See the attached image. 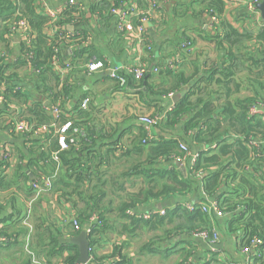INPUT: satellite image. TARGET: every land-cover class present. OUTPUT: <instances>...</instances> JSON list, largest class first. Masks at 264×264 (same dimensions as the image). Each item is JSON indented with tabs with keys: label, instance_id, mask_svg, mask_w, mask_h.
Listing matches in <instances>:
<instances>
[{
	"label": "trees",
	"instance_id": "1",
	"mask_svg": "<svg viewBox=\"0 0 264 264\" xmlns=\"http://www.w3.org/2000/svg\"><path fill=\"white\" fill-rule=\"evenodd\" d=\"M119 1L127 5L129 0L97 1L90 6L91 13L98 12L100 17L109 15V9L117 6ZM37 2L38 0H0V86L3 85V90H0V97L3 99L0 107L5 108L0 110V126L7 127L9 135L15 140H23L14 150L15 154L12 153L17 162L10 168L12 170L10 176L5 170L10 167L7 161L12 155L4 154V158L0 159V196L9 190L12 195L8 203L0 197V237L6 240L0 243V253H3L13 239L19 236V231L13 229L11 232V224L21 222L20 209L16 206L17 199L21 197L28 200L27 211H31L34 202L47 189L44 188L42 189L44 191L37 193L32 185L41 183L42 179L48 180L51 185L52 176H55L51 185L53 189L61 190L55 188L60 184L61 188L68 189L64 195L73 201L75 209L73 221L79 226V230H75L71 222L74 234H78L84 225L91 229L88 240L89 255L93 262L103 264L106 258H110L114 264H132L126 250L127 243L114 246L112 254L108 257L96 258L100 239L108 233L126 235L129 240L140 238L138 232L143 229L161 233L158 235V241H155L158 243L157 246H152L151 242L145 243L140 247L139 253L142 251L171 253L174 249H161L162 243L165 242L163 240L170 238L171 233L177 235L186 233L190 236L201 232L211 233L213 229L210 217L207 212H202L198 205L194 206L193 210H189L186 205L178 206L173 211H165L163 216L152 215L146 220L139 213L141 207L153 200L169 195L189 197L197 194L199 190L202 195L201 197L198 195L197 199L201 200V203L212 199L215 207L227 216L228 230L239 233L241 251L250 246L252 254L257 251L262 253L264 120L257 115L249 114V108L257 103L264 105V28L255 34L246 30L238 31L228 23L218 21V25L213 27L219 26V33L208 39L212 45L211 49L201 51L205 56L201 64L196 65L191 61L193 68L189 75L178 71L179 68L159 69L156 64L147 72L150 63L141 62L147 65L143 79L135 82L132 77L127 76L126 84L141 86L145 82L146 93L152 97L167 96L169 91L173 90L181 94L173 107H169L170 110L167 108L162 112L159 109L152 115L137 116V119L141 116H163L155 127L159 126L161 130L172 129L177 137L169 140L162 136L157 137L159 141L145 140L144 129L137 122L141 129L140 134L133 139L131 146L119 155L133 153L143 157L136 164L131 163L123 176L131 188L135 186L134 182L129 180L130 177L133 181L142 178L145 186L137 192L127 191L124 195L109 194L103 187L112 181L105 178L107 174L100 170L101 164L95 165L91 158L99 156L97 154L99 146L92 148V155L87 154L88 140L92 138L89 134H93L89 129L88 120L90 99L82 96L72 109L68 110L65 106L67 100L65 85L60 84V77L53 73L51 67L52 58L56 57L57 60L61 58L64 45L73 39L76 44L71 53V70L72 66L86 70L85 66L91 59L89 48L81 44L82 36L69 33L63 26L73 25L74 20L83 17L81 14L83 12L80 15L77 12L80 11L79 4L73 6L66 4L58 15L57 31L49 36L45 33L49 19L37 10ZM206 2L205 14L214 15L219 20V15L225 8L224 2L222 0ZM19 20H24L28 27L30 39L28 44L21 41L18 34L11 32L12 25ZM14 38L18 39L17 43H14ZM253 40L256 45L250 49L249 45ZM192 48L193 42L190 39H184L179 47L184 51L188 62L192 57ZM25 65L28 70L31 69L29 91L16 86L15 83L20 81L17 71ZM155 77L173 78L174 86L169 91L153 90ZM112 81L115 88H122L116 81ZM59 84L62 89L56 90V87H60ZM85 99L89 101L88 107L86 110H80V104ZM45 101L52 103L60 111L58 118L53 119L46 109ZM156 103L159 104V101ZM10 104L17 106V114H12V109L8 107ZM20 121L30 126V133L16 134L12 131L14 124ZM66 122H72L78 132L68 130L64 135L66 147L61 149L59 134L55 133V130ZM41 126L49 127L48 131L33 133ZM177 128L180 129L179 133L176 132ZM253 138L262 143L258 148L247 144L249 139ZM116 143H119V140ZM116 143L112 146L104 144L101 148L108 146V153H114L119 149ZM179 144L186 146L189 151L192 145L200 149L196 155V162L190 166L187 175H183L176 168H158L163 162L187 158ZM46 160L51 167L48 174L50 178L43 177L46 172L41 162ZM26 172L31 173L34 180H30ZM63 182L66 183L63 185ZM123 185L124 183L118 188L122 193L125 192ZM115 200L119 202L111 208L110 202ZM7 208H11L10 214ZM112 213L115 214L114 223H119L115 230L108 217ZM29 215L30 212L27 220ZM35 236L36 242L47 247L44 251L47 256L59 258L68 253L64 258V264H77L75 246L67 242H58L51 234L48 237V244L45 245L40 238L43 235L36 233ZM253 239H258L261 243L252 247ZM29 250L33 248L30 246ZM258 264H263L262 259Z\"/></svg>",
	"mask_w": 264,
	"mask_h": 264
},
{
	"label": "crops",
	"instance_id": "2",
	"mask_svg": "<svg viewBox=\"0 0 264 264\" xmlns=\"http://www.w3.org/2000/svg\"><path fill=\"white\" fill-rule=\"evenodd\" d=\"M45 1L49 8L58 12V15L66 7V0ZM74 1L76 4L80 5V11L77 12L79 15L83 12L81 13L83 17L79 18V20H74L73 25H63L64 29L71 34L74 33L77 36L78 34L82 36L81 38L83 40L81 44L88 47L91 53L89 63L106 59L109 68L114 66L119 68L132 67L139 62H149L150 67L156 64L159 69L164 70L168 67L170 62L175 63L177 61L178 64L175 69L179 68L178 71H182L187 76L191 73L193 68V63H191V61L196 65L202 63V59L205 56L201 51L211 49L212 45L208 42V39L220 31L219 26L213 27L209 24L208 15L204 12L207 3L206 0H167L154 10L149 7L148 0H129L127 1L129 3H127V9H135L139 13L145 12L144 15H146L147 20L141 24L142 32L138 33L136 18L134 17L132 19V30L125 34L118 32L115 26L116 20L112 15L106 14V16L100 17L98 12L91 13L90 6L96 4L97 1L100 0ZM245 8L244 4L230 6L225 4L223 12L219 15V22H226L238 31L246 30L256 34L258 30L264 28V19L258 11H256V13H259L257 17L255 16V18H253L249 16ZM57 29V23L52 27L48 24L45 33L46 35H52ZM184 39H190L193 42L190 62H188V58L186 59L184 56V51L179 49ZM17 42L18 39L14 38V43ZM66 44L61 52V58L58 59V66L60 67L58 70L60 71H53V73L60 77V84L65 85L64 89L66 88L65 92L67 95L65 106L68 110L72 109L80 100V97L86 96L90 99L88 120L89 129L93 134H89L92 138L88 140L87 154L88 156L90 154L92 155V148L96 145L99 146L97 150L99 156L97 158L91 156L92 161L95 165L100 163V170H104L107 174L105 178L114 182L112 185V182L106 183L103 190L109 194L118 193L119 195H124L127 191L137 192L138 189H142L145 186L142 178L133 181L132 177H130L129 180L134 182L135 186L131 188L123 174L127 172L131 163L136 164L143 157H139L133 153H128L125 156L119 154L122 153L123 150L129 148L134 141L133 139L140 134L141 129L136 120L138 115H152L157 113L159 109L164 112L167 108L173 107L180 99L181 94L175 90L169 91L174 86L173 78L169 77L153 78V90L165 89L168 90L169 93L167 96L152 97L146 93L145 82H143L141 86L138 84H136V86L126 84L121 89L115 88L116 86L109 78V70L107 69L90 73L86 68L84 71L82 67L76 68L72 66V70L70 67L71 71H66L65 67H69L72 64L71 53L74 51L76 43H74L72 39ZM255 45V41H251L249 45L250 49ZM24 69L27 76H21L19 73L21 70L24 71ZM30 70L31 69L29 68L28 70V67L25 65V67L17 71V77L20 81L15 82L16 86L22 87L27 91L30 90L28 82ZM59 73H63V75ZM57 88L60 90L62 86L56 87V90ZM0 90H3V85L0 86ZM174 96L178 97L176 101H173ZM156 101H159V104H157ZM45 105L47 109L55 107L48 101H45ZM8 107L10 110L12 109V114L18 113L17 106L10 104ZM1 109L5 108L1 106L0 110ZM66 115L68 116V114ZM70 115L72 114L70 113ZM4 125H6V123H4ZM179 131L180 129L177 128L176 132L179 133ZM162 136L169 140L177 137L174 130H161L158 126L152 130L153 138L151 140L159 141L157 137ZM118 140L119 143H116ZM22 142V139L15 140L10 136L7 127L2 128L0 126V159L4 158V154L7 151L12 155L8 158L9 160L7 159L10 167L5 170V173L8 176L11 175L12 170L10 168L17 162L12 153ZM114 143L119 147L114 153H108V146L101 148L104 144L112 146ZM199 150L198 147L192 145L190 155L196 156ZM187 158L183 157L181 159L163 162L158 168H176L183 175H187L191 166L190 157L187 156ZM41 165L45 166L44 170L46 175L40 172H38V174L50 178L48 174L51 172V167L48 161L41 162ZM26 173L30 180H34V176L31 173ZM54 178L55 176L51 177V185ZM65 183L66 182H63V185ZM123 183L125 192L122 193L118 188ZM51 185L45 191L42 190L44 192L41 191L42 193L38 200L34 202L35 204L31 210L32 212L27 211L28 200H23L21 197L17 199L16 206L20 209L19 217L21 222L17 221L15 225L11 224V232H13V229L19 231V236L15 237L11 245L6 248L7 252H11L7 256V264H64V258L68 253H64L63 256L59 258L56 256H47L44 252L47 247L41 246L36 242L37 239L35 236L36 233L43 235L40 238L45 245L48 244V237L50 234L55 236L58 242H67L70 244L69 240L79 234H74L75 231L71 227V222L75 217V209L72 204L73 201H70L68 197L64 195V192L68 191V189L64 187L61 188V185L58 184V186L55 187L54 185V187L60 188L61 190L56 191ZM50 187L51 189H49ZM198 195H200L199 197L202 195L200 190L197 194L190 195L189 197H180L179 195L162 197L141 207L139 213L143 214L149 211L160 212L161 210L170 212L177 209L178 206L184 207L185 205L186 207L188 205L192 207L196 205L205 206L208 209L207 213L210 217L212 229L215 231L218 238L214 245H210L186 233L179 235L171 233L169 236L170 238L162 243L164 246L162 250L174 249L171 253H150L148 251L139 253L140 247L145 243H150L152 234H154V231L143 229L138 232L141 238L144 235H148L149 237L148 240L142 241V243L139 244L135 243L136 238L129 240L126 235L108 233L104 237H101L99 249L96 252V258L102 259L108 257L112 254L114 246H122L123 243H127L126 250L129 252L128 254L131 257L132 264H258L261 259L264 264V251L262 253L257 251L255 254L243 253L239 248V233H232L228 230L227 216H217L211 207L213 200L210 199L201 203V200L197 199ZM11 196V190H9L0 197L5 203H8ZM118 202V200L111 201L110 207L114 208ZM7 212L10 214L11 208H7ZM29 212V220H27L26 217ZM108 217L111 221L110 224H112L115 230L119 226L118 222L114 223L113 221L116 220L114 219L115 214L112 213ZM86 226L87 225H84L80 231ZM129 243L131 244L129 245ZM151 244L155 246L158 243L152 241ZM30 246L33 250H29ZM257 257L259 258L255 260ZM159 258H162V261ZM110 260V258H106L104 263L109 264ZM91 262H93L92 259ZM93 263L99 264L97 262Z\"/></svg>",
	"mask_w": 264,
	"mask_h": 264
},
{
	"label": "built area",
	"instance_id": "3",
	"mask_svg": "<svg viewBox=\"0 0 264 264\" xmlns=\"http://www.w3.org/2000/svg\"><path fill=\"white\" fill-rule=\"evenodd\" d=\"M166 1L167 0H148V5L151 9L154 10V9H157L160 5L164 4ZM222 1L229 6L230 5L244 4L246 7L245 10H246L247 14L253 18H255V16L257 17V14H259V13H256L257 10L255 8V5L259 2V0H222ZM37 3H38V11L42 15L46 16L49 19V25L51 27L54 26V24L56 23V20H57L58 12L56 10L49 8V6L47 5L45 0H38ZM66 4H68L70 6L76 5L74 0H66ZM128 4L126 5V3H124L123 1H119L117 6H113L109 9V14L115 18V20H116L115 26H116V29L118 30L119 33L125 34V33L129 32L130 30H132V28H133L132 19L134 17L136 18L137 31H138V33H141L142 32L141 24L147 20L146 15H144L145 12L139 13L135 9H127ZM138 14H141V15H138ZM208 21L210 22L209 23L210 25L214 26V25L218 24L219 20L214 15H208ZM11 32L18 34L21 41H23L27 44L29 43L30 39L28 36V27H27L26 22L24 20H19L18 22L14 23L11 27ZM177 64H178L177 61L175 63L170 62L168 64V69L174 70L177 67ZM51 67H52L53 71H58V72L60 71V70H58L60 67L58 66V60L56 57L52 58ZM85 68L90 73L103 71V70L107 69V70H109V78L116 81L119 87H124L126 85L127 76L132 77V79L135 82H140L146 73L147 65L139 62V63H137V65L132 66V67L119 68V67L114 66V67L109 68L108 67V61L106 59H101L99 61H93V62L88 63ZM65 70L69 71L70 66L69 67L66 66ZM149 71H151V67H149L147 69V72H149ZM154 72H155V70H154ZM59 74L63 75V73H59ZM2 100L3 99L0 97V104L2 103ZM88 102H89L88 99L83 100L80 104V110H86L88 107ZM168 110H170V108ZM47 111L51 114L53 119H56L59 117L60 111L56 107H53L51 109H47ZM249 114L257 115L264 120V105L259 104V103L252 105L249 108ZM162 119H163V116H161V115L160 116L159 115L141 116L137 119V122L144 129L145 137H146L145 140H151L153 138L152 137V130ZM48 129H49V127L41 126V127L37 128L35 131H33V133H35V134L44 133V132L48 131ZM70 129H73L72 131L74 133L78 132V129L73 127L72 122H66L60 128H56V130H55V133L59 134V146L61 149H65V147H66L64 135ZM12 131L16 134L30 133L31 128L24 121H20V122H16L14 124ZM145 140L143 142H145ZM247 144L253 148H258L259 145H261L262 143L253 138V139H249ZM179 148L185 153V155L190 157V164H191V166H193L194 163L196 162V156L190 155V151L188 150V148L182 144H179ZM5 155L9 156L10 152L7 151L5 153ZM49 186H50V183L46 179H42L41 183H35L32 185L33 189H35V191L37 193H40L42 189L48 188ZM211 207L215 211V214L217 216H219V217L224 216L215 207L214 203H212ZM187 208L189 210H193V207L190 205H188ZM200 210L202 212H205V213L208 212V209L205 206H200ZM152 215L163 216L164 211H162V210L160 212H151L150 211V212L143 213L140 216L143 219H148ZM72 226L75 230H79V226L76 223V221H72ZM87 227H88V229L86 230V232L89 234L91 232V229L88 225H87ZM192 236L195 238L201 239L210 245H214L218 239L217 234L215 233L214 230H212L211 233L201 232V233L193 234ZM5 241L6 240L4 238L0 237V243H3ZM260 243L261 242L258 239H253L251 241V246L252 247L257 246ZM250 248H251L250 246H247L242 250V252L245 254L246 253H252ZM114 263L115 262L113 260L109 261V264H114Z\"/></svg>",
	"mask_w": 264,
	"mask_h": 264
},
{
	"label": "water",
	"instance_id": "4",
	"mask_svg": "<svg viewBox=\"0 0 264 264\" xmlns=\"http://www.w3.org/2000/svg\"><path fill=\"white\" fill-rule=\"evenodd\" d=\"M255 8L264 19V0H259V2L255 5ZM177 98V96H174L173 101H176ZM87 229L88 227L86 226L76 237L69 240V243L77 248V264H95L91 262V257L89 255V240L88 233L86 232Z\"/></svg>",
	"mask_w": 264,
	"mask_h": 264
},
{
	"label": "rangeland",
	"instance_id": "5",
	"mask_svg": "<svg viewBox=\"0 0 264 264\" xmlns=\"http://www.w3.org/2000/svg\"><path fill=\"white\" fill-rule=\"evenodd\" d=\"M19 73H20L21 76H27V73L25 72V69H24V71L21 70ZM158 235H161V233L154 232V234H152V237L150 239V242L152 243V241H158L157 240L158 239ZM148 237H149L148 235H144L142 238L141 237L140 238H136L135 239V243L136 244L142 243V241L148 240ZM163 241H165V240H163ZM155 246H157V245H155ZM163 247L164 246H162L161 249H163ZM9 253H11V252H7V250H4L3 253H0V264H7V262H8L7 256L9 255ZM159 259L162 261V258H159Z\"/></svg>",
	"mask_w": 264,
	"mask_h": 264
}]
</instances>
